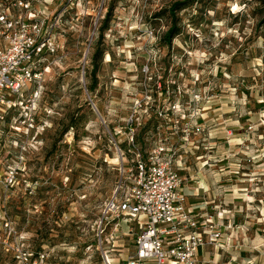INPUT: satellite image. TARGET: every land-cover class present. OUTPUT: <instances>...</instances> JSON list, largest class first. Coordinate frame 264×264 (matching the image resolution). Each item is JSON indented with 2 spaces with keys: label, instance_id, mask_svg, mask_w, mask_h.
Instances as JSON below:
<instances>
[{
  "label": "rangeland",
  "instance_id": "374dc122",
  "mask_svg": "<svg viewBox=\"0 0 264 264\" xmlns=\"http://www.w3.org/2000/svg\"><path fill=\"white\" fill-rule=\"evenodd\" d=\"M52 1L67 6L63 56L43 58L35 128L11 130L19 108L4 128L1 193L19 239L47 264H104L101 241L117 259L134 253L146 216L102 217L135 157L141 102L154 110L135 116L137 147H172L187 196L204 183L201 212L221 232L204 257L264 264V0ZM0 264L16 261L0 250Z\"/></svg>",
  "mask_w": 264,
  "mask_h": 264
},
{
  "label": "built area",
  "instance_id": "2783aa9c",
  "mask_svg": "<svg viewBox=\"0 0 264 264\" xmlns=\"http://www.w3.org/2000/svg\"><path fill=\"white\" fill-rule=\"evenodd\" d=\"M48 3V12L39 9ZM55 3L0 0V159L9 112L19 108L22 113V118L9 124L13 132L19 134L23 128L26 134L35 128V114L45 88L43 58L59 53L63 56L67 6L57 8ZM28 83L33 84L30 91L25 89ZM140 110L151 115L149 111L154 109L142 108L141 102L134 104L128 121L132 131V148L128 152L134 150L135 157L127 167L121 163L120 184L103 210V219L146 216L145 222L138 224L135 252L119 259L118 264H199L198 252L208 241L219 242L220 229L212 215L194 213L187 207L186 196L180 192L183 179L174 168L172 147L160 143L147 152L137 147L132 127L142 124L135 117ZM119 152L126 154L121 149ZM9 182L0 174V250L11 253L16 264H47L48 254L32 250L19 239L5 209L1 187H8ZM98 249L103 263L110 264L109 250L103 241Z\"/></svg>",
  "mask_w": 264,
  "mask_h": 264
},
{
  "label": "crops",
  "instance_id": "0c3cea01",
  "mask_svg": "<svg viewBox=\"0 0 264 264\" xmlns=\"http://www.w3.org/2000/svg\"><path fill=\"white\" fill-rule=\"evenodd\" d=\"M197 178H199V176H198ZM208 182H210V181H208ZM194 184H197V185L199 184V185H198V187H195V186H193V187H188V188L191 189L192 192H193V196H192V197L187 196V195L182 191V189H180V192H182V194H184V195L186 196V204H187V207H188L192 212L200 214V213H202L201 211L203 210V205L201 204L202 200H201V201L199 200V199H200L199 196H200L201 192H202V193L205 192V191H204V188H203L204 183H203V181H195ZM129 222H130V221H129ZM204 248H205V247H204ZM204 248H202V249L198 252V260H199V264H210V263H211L210 260H207V259L204 257V255H203ZM105 249H107V248H105ZM107 250H109V257L112 258L113 261H115V260H118V261H119V259H117V258L114 257L115 254L112 253L113 250H111V249H107ZM134 252H135V250H134Z\"/></svg>",
  "mask_w": 264,
  "mask_h": 264
},
{
  "label": "trees",
  "instance_id": "16d2710c",
  "mask_svg": "<svg viewBox=\"0 0 264 264\" xmlns=\"http://www.w3.org/2000/svg\"><path fill=\"white\" fill-rule=\"evenodd\" d=\"M177 5H179V4L174 5V9H175V7H176ZM176 34H177L176 29H175L174 27H171V28L168 29V31L165 33V38L167 39L168 42H170L171 39H172V37H173L174 35H176Z\"/></svg>",
  "mask_w": 264,
  "mask_h": 264
}]
</instances>
